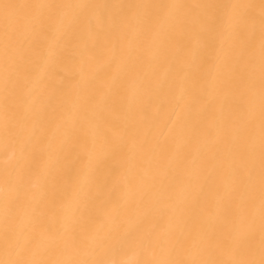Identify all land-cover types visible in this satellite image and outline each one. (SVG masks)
<instances>
[{"label":"bare ground","instance_id":"obj_1","mask_svg":"<svg viewBox=\"0 0 264 264\" xmlns=\"http://www.w3.org/2000/svg\"><path fill=\"white\" fill-rule=\"evenodd\" d=\"M0 264H264V0H0Z\"/></svg>","mask_w":264,"mask_h":264}]
</instances>
